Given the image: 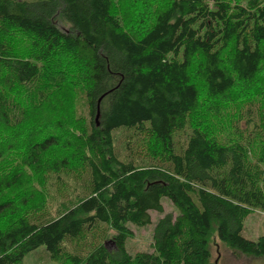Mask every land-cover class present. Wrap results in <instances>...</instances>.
<instances>
[{
  "label": "trees",
  "instance_id": "trees-1",
  "mask_svg": "<svg viewBox=\"0 0 264 264\" xmlns=\"http://www.w3.org/2000/svg\"><path fill=\"white\" fill-rule=\"evenodd\" d=\"M114 1L0 0V168L23 152L19 166L0 174V196L29 193L48 172L79 168L82 180L74 199L43 221L30 218L31 198L22 197L21 213L0 201V260L25 244L24 256L44 247L65 264H212L214 236L236 256L264 258V236H243L250 215L264 212L254 101L242 113L247 135L221 142L210 124V112L217 117L224 107L215 110L218 101L238 104L234 95L264 76V0H168L160 9L141 0L155 11L139 32ZM22 36L33 51H15ZM65 91L84 95L88 119L64 123ZM44 113L52 115L47 124ZM224 123L232 129V116ZM121 128L149 140L146 159L118 157ZM187 128L177 152L175 134ZM164 199L179 215L158 221L153 252L131 255L129 224L150 225ZM103 227L115 232L113 250L95 240L87 252H67Z\"/></svg>",
  "mask_w": 264,
  "mask_h": 264
},
{
  "label": "rangeland",
  "instance_id": "rangeland-1",
  "mask_svg": "<svg viewBox=\"0 0 264 264\" xmlns=\"http://www.w3.org/2000/svg\"><path fill=\"white\" fill-rule=\"evenodd\" d=\"M167 1L168 0H157L156 4L158 9L162 8ZM114 3L119 13L126 16L128 25L131 26L133 30H138L137 32L142 31L145 25L151 21L153 12L155 11V8H153L155 7V3L153 7H151V3H148V6L145 7L141 0H115ZM29 42V39L25 36H22V38H19L18 40L15 39V51L19 53H22L25 49L33 51V44L31 46L30 43L29 47ZM196 72L193 71L192 76L198 83H200L201 81L199 80ZM245 88L246 87L234 95L239 101L238 104L235 103L232 105L233 102L230 103L232 98H229L226 101L220 100L217 102L215 110H217L218 106L223 105L224 107L217 117L214 112H210L212 115L210 124L211 127H214L215 129V136L221 142L226 143L228 140L235 139L240 135H247V130L245 129L246 122L242 113L246 110L247 106H249V102L254 101L260 122V130L258 131V137L254 144V151L258 155V158L261 157L264 160V76L261 78V82H256L255 85H251L248 88L250 91L247 94ZM64 95L67 99V103L66 105L61 106L62 115H60L64 123H67L68 120L74 117L82 120H85L84 118L88 119L84 95L81 93L75 95L70 91H65ZM225 115L232 116V129H230V125H225ZM50 118L52 119L51 114L48 115L47 113H44L40 120L42 123L47 124L46 122H49ZM47 127L49 128L51 126ZM57 127L58 126H56V131ZM74 133H76L75 130ZM189 134V128L175 134L177 152H180L183 148H185ZM114 139L116 152L121 160L127 161V157L131 154H133L132 156L137 162H140L139 160L144 158L146 159L148 157L150 152L148 143L149 140H146L145 138L140 140L136 133L126 132L124 128H121L114 132ZM131 151H133V153H131ZM253 153L254 152L251 151V156ZM22 154L23 152L18 151L11 160L4 163L0 168V174H7L12 171L14 166H19L18 162L23 160ZM57 155L56 151L53 153L51 152L46 157V161L48 162L58 158ZM26 173L30 177L32 176L31 172L26 171ZM80 177L81 170L79 168L75 170L73 169V172H71L70 175L65 172V174H61V177L57 174L48 172L44 181L39 183L34 182L29 193L27 192L25 194L23 191H6L0 196V201H11L15 204L16 211L21 213L25 212V203H23V198H31L28 203V212H31L30 218L36 221H43L47 218L56 217L59 213L61 204L70 201L72 198L74 199L75 196L73 194V190L78 185L77 181H82ZM78 178L80 180H78ZM162 204L164 206V213L161 214L152 211V223L150 225L146 227H137L129 224V228L133 231L134 237L127 241L126 248L131 255H136L141 252H153V236L158 221L166 214H173L175 217L179 215L178 209L170 200L164 199ZM13 219L14 218L12 217L3 220L2 226H7L11 221H13ZM114 233L115 232L111 228L103 227L102 230L100 229L99 231H96L93 237L89 236L78 242V244L74 243L72 245H68L67 252H75L78 245L84 250V252H87L95 244V240H97V243L104 242L110 250H113L114 245L109 240H111ZM243 236L251 241H257L260 237L264 236L263 211L255 210L252 215H250L245 223ZM24 248L25 244L14 249L11 253L0 260V264H65L62 262L58 263L53 260L44 247L30 253L28 256H24ZM211 252L212 264H264V258L236 256L228 247L221 243L217 236H214L211 240Z\"/></svg>",
  "mask_w": 264,
  "mask_h": 264
},
{
  "label": "water",
  "instance_id": "water-1",
  "mask_svg": "<svg viewBox=\"0 0 264 264\" xmlns=\"http://www.w3.org/2000/svg\"><path fill=\"white\" fill-rule=\"evenodd\" d=\"M98 118H99V114H98L97 119H96L97 123H98Z\"/></svg>",
  "mask_w": 264,
  "mask_h": 264
}]
</instances>
